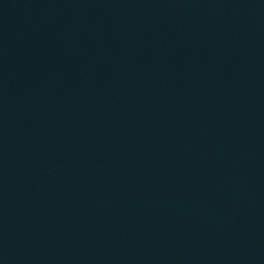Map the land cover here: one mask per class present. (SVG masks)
I'll list each match as a JSON object with an SVG mask.
<instances>
[{
	"label": "water",
	"instance_id": "obj_1",
	"mask_svg": "<svg viewBox=\"0 0 264 264\" xmlns=\"http://www.w3.org/2000/svg\"><path fill=\"white\" fill-rule=\"evenodd\" d=\"M0 264H264V0H0Z\"/></svg>",
	"mask_w": 264,
	"mask_h": 264
}]
</instances>
